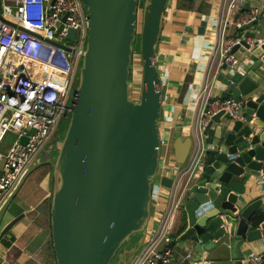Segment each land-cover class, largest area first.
<instances>
[{
  "label": "water",
  "instance_id": "water-1",
  "mask_svg": "<svg viewBox=\"0 0 264 264\" xmlns=\"http://www.w3.org/2000/svg\"><path fill=\"white\" fill-rule=\"evenodd\" d=\"M140 1L81 0L88 20L86 49L66 135L51 163L57 264H132L146 242L163 145L157 45L169 0ZM257 22L242 26L244 39L233 48L249 51L254 64L236 71L220 95L245 101L240 117L220 111L174 145L180 164L191 148L198 147L202 156L181 195L177 232L183 254L166 264H226L229 237L236 238L233 264H243L239 245L264 239V42L257 39ZM138 35L142 77L136 101L131 76ZM75 38L70 29L68 39ZM32 170L1 204L0 225ZM251 176L262 181L256 195L246 190ZM24 216L0 229V240ZM139 233L144 234L138 244L128 247ZM176 243L171 240L162 252Z\"/></svg>",
  "mask_w": 264,
  "mask_h": 264
},
{
  "label": "built area",
  "instance_id": "built-area-1",
  "mask_svg": "<svg viewBox=\"0 0 264 264\" xmlns=\"http://www.w3.org/2000/svg\"><path fill=\"white\" fill-rule=\"evenodd\" d=\"M0 2L1 205L27 175L33 158L58 125L70 118L74 101L70 88L75 82L76 65L85 53L88 20L81 0ZM247 3L250 4L249 9L241 12L233 22L240 30L243 25L264 18V0H231L227 8L228 15ZM65 15L67 17L63 20ZM225 28L226 26L219 28L210 65L218 58L219 67L226 66L230 71L236 72L243 64L233 48L242 43L244 33L228 36ZM70 29L76 30L75 39H68ZM248 42L254 44L251 39ZM132 86L133 84L131 96L137 101L140 91L135 90L141 89V84L139 87ZM205 89L206 85L199 96L195 129H203L210 118L220 111L228 112L234 119L240 117L245 105L243 99H210L209 95H205ZM135 93H138L137 99L134 98ZM8 133L15 136L11 144L6 142ZM24 137L27 138L25 143L22 142ZM54 143L55 141L50 143L47 148V156ZM201 156V151L195 147L189 167L183 170L176 183L171 207L157 234L145 243L132 264H166L172 260L171 248L165 252L162 249L171 242L170 234L181 207L182 192L177 197V188L186 174L189 175L186 184L196 176ZM256 182L262 181L257 177L248 179V183L252 185ZM263 262L264 247L259 251H252L243 264Z\"/></svg>",
  "mask_w": 264,
  "mask_h": 264
},
{
  "label": "crops",
  "instance_id": "crops-1",
  "mask_svg": "<svg viewBox=\"0 0 264 264\" xmlns=\"http://www.w3.org/2000/svg\"><path fill=\"white\" fill-rule=\"evenodd\" d=\"M230 2L231 0H225V4L224 0H169L164 13L157 45V66L162 77L164 94L160 118L163 145L159 170L152 187V217L145 230L146 242L157 234L171 207L180 174L192 161L193 148L186 162L180 164L174 145L176 141L187 140L193 135L198 113V96L206 85L205 95H209L210 99L220 97L226 83H229V79L235 73L226 66L219 67L218 58L210 65L219 28L226 26L228 36L246 33V30L242 31L233 25L236 17L245 11L246 4L228 15L227 8ZM256 32L259 42H264V18L258 20ZM237 54L243 64L241 71L245 65L244 70H250L254 64L250 57L251 53L241 48ZM132 73L135 77L138 72H134L132 67ZM185 149L180 142V150ZM37 167L33 166L23 188L6 214L5 224L1 227L4 228L16 216L25 213V216L0 240V264H57L50 214L54 177L49 169ZM188 176L186 174L181 179L177 197L180 196L187 181L183 183L181 191L180 184L184 179L187 180ZM260 186L259 182L254 185L247 182L246 190L256 195ZM243 187L239 185L236 190L241 191ZM178 216L170 234L171 240L177 241L171 248L173 258H180L183 254L178 240L180 235L177 232ZM143 234H137L128 247L138 244ZM235 240V237H229L225 241L228 260L226 264H233ZM263 247L264 239L253 243L244 241L238 248L245 259L252 251H259Z\"/></svg>",
  "mask_w": 264,
  "mask_h": 264
},
{
  "label": "rangeland",
  "instance_id": "rangeland-1",
  "mask_svg": "<svg viewBox=\"0 0 264 264\" xmlns=\"http://www.w3.org/2000/svg\"><path fill=\"white\" fill-rule=\"evenodd\" d=\"M141 3L144 2V0H141L140 1ZM142 16V14H139ZM140 22H141V18H140ZM86 47V46H85ZM139 48H140V37L139 35L137 36L136 40L134 41V54H133V57H134V60H139L140 56H139ZM83 60V58H81ZM81 59H79L77 65H76V78H75V82L73 84V86L70 88V93L72 95L75 94V91H76V88L78 87V83H79V76H80V69L82 67V61ZM133 65V63H132ZM133 69H134V72H138L135 77H134V73H132V83L135 84V86L139 85V82L141 81V77H142V73H141V67L139 64H135L134 63V66H133ZM134 87V86H132ZM135 91L139 92L140 89H136ZM135 99H137L136 95H134ZM69 121L70 119H68L65 123L61 122L57 129L55 130V132H53L51 134V136L48 138V140L44 143V145L42 146V148L40 149L39 153L35 156V158H33L29 168H33V166H36L38 165V167H40V163L41 160H42V157H48L52 159V161L54 162L56 159H57V156L59 154V149H60V146H61V143L63 142V139L66 135V129H67V126L69 124ZM59 130V132L61 131V133H57ZM15 140V136L12 134V133H8L7 137H6V142L8 144H11L13 141ZM55 141V144L53 145L52 147V152L50 153L49 156L46 155V153L44 152L45 149H47L50 145V143L54 142ZM47 169H49L48 171H52V174H53V168L51 167V169L48 167ZM45 174V172H44ZM43 174V175H44ZM186 180L184 179L182 181V183L180 184L179 186V191L182 190V187H183V183L185 182ZM52 189V188H51ZM1 206V205H0ZM178 214H180V209H179V212ZM6 219V215L4 216L3 218V221H2V224L0 225V229L1 227L5 224V220ZM132 241L134 240L135 236L132 237Z\"/></svg>",
  "mask_w": 264,
  "mask_h": 264
},
{
  "label": "flooded vegetation",
  "instance_id": "flooded-vegetation-1",
  "mask_svg": "<svg viewBox=\"0 0 264 264\" xmlns=\"http://www.w3.org/2000/svg\"><path fill=\"white\" fill-rule=\"evenodd\" d=\"M57 133H61V131L59 132V130H58V132ZM55 144V143H54ZM53 144V145H54ZM53 161H52V159H51V157L50 158H48V157H42V160H41V162H39L40 163V167H37V169H41V168H50L51 169V163H52ZM36 166H38V165H36ZM45 170V169H44Z\"/></svg>",
  "mask_w": 264,
  "mask_h": 264
},
{
  "label": "bare ground",
  "instance_id": "bare-ground-1",
  "mask_svg": "<svg viewBox=\"0 0 264 264\" xmlns=\"http://www.w3.org/2000/svg\"><path fill=\"white\" fill-rule=\"evenodd\" d=\"M141 14V13H140ZM140 18H141V15L139 16V20H140ZM141 28H140V26H139V30H140ZM140 56V55H139ZM134 60V59H133ZM139 60H140V62H141V57L139 58ZM141 66V73H142V65H140ZM141 84V81L139 82V85ZM139 85H137V86H135L134 85V87H139ZM134 95H136V96H138V93H135ZM200 96V95H199ZM199 96H198V99H197V102L199 101ZM135 98V97H134ZM46 151H47V149H45V153H46ZM52 152V151H51Z\"/></svg>",
  "mask_w": 264,
  "mask_h": 264
},
{
  "label": "trees",
  "instance_id": "trees-1",
  "mask_svg": "<svg viewBox=\"0 0 264 264\" xmlns=\"http://www.w3.org/2000/svg\"><path fill=\"white\" fill-rule=\"evenodd\" d=\"M139 51V50H138ZM140 52V51H139ZM134 63L135 64H139V65H141V62H140V60H133V66H134ZM132 66V67H133ZM260 218H263V215H260Z\"/></svg>",
  "mask_w": 264,
  "mask_h": 264
}]
</instances>
